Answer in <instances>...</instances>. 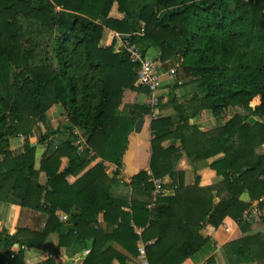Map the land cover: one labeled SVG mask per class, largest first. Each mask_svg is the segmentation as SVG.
Returning <instances> with one entry per match:
<instances>
[{
  "label": "trees",
  "instance_id": "obj_1",
  "mask_svg": "<svg viewBox=\"0 0 264 264\" xmlns=\"http://www.w3.org/2000/svg\"><path fill=\"white\" fill-rule=\"evenodd\" d=\"M113 4L119 19L108 16ZM140 22L142 34L132 40L142 56L176 63L181 75L194 77L200 95L189 112L174 97L167 101L175 123L159 116L160 105L151 109L148 171L123 183L117 175L126 135L135 117L150 108L133 104L138 112L130 111L132 116L116 113L124 89H145L134 84L135 65L113 33L105 43L101 33L103 27L134 31ZM53 104L62 109L67 137L57 144L47 140L49 133L37 137L38 143L48 142L35 170L28 137L37 123L44 125ZM230 107L241 112L221 120ZM202 109L217 120L207 131L188 122ZM72 129L84 138L80 152ZM18 135L22 151L13 154L8 139ZM166 140L171 142L163 146ZM181 155L190 164L210 159L201 169L219 181L199 185L200 169L194 168L193 182L185 184L182 172L173 171ZM103 161L114 165L110 175ZM39 171L43 184L36 180ZM164 175L172 178L173 193L156 197L150 208L149 199H133L124 211L110 197V188L120 184L149 196L148 179ZM242 193L256 201L257 211L264 208V0H149L134 15L126 0H0V206L47 215L40 230H10L5 219L0 264H55L38 253L55 230L58 246L89 241L80 264H128L137 241L145 243L148 264H180L208 242L200 232L204 226L213 235L222 223L221 231L235 225L241 233L222 244L226 264L264 262V231L243 234L250 224L243 217L249 203L239 199ZM100 212L103 224L96 221ZM205 263L213 264V258Z\"/></svg>",
  "mask_w": 264,
  "mask_h": 264
},
{
  "label": "crops",
  "instance_id": "obj_2",
  "mask_svg": "<svg viewBox=\"0 0 264 264\" xmlns=\"http://www.w3.org/2000/svg\"><path fill=\"white\" fill-rule=\"evenodd\" d=\"M129 8V2L131 0H126ZM149 1V0H148ZM147 1V2H148ZM145 2V3H147ZM138 7L136 8L137 11ZM108 16L112 18L119 19L122 17V13L116 10L115 4H113L108 12ZM116 31H112L106 27H103L101 33V42L105 43L111 33H115ZM119 33V32H118ZM156 72L158 74L159 80L161 85V95H160V105L158 109L159 116L162 117H169L172 123H175L177 120L176 113L169 107L166 103L169 100L168 98H173L177 96V92L181 89L176 87L172 89V84L174 82L180 87V78H186V76L181 75V73L176 71L177 64L172 61H164V62H153ZM174 69L173 77L170 75L169 70ZM176 75V76H175ZM176 79V80H175ZM134 84H136L134 82ZM137 85V84H136ZM196 86V85H195ZM182 88V87H181ZM183 89V88H182ZM184 90V89H183ZM182 91V90H181ZM147 98L145 91H132L129 89H124L121 95L120 104L116 109V113L119 115L124 116H132L129 112H138L137 109L133 110L131 105L137 104L138 106H146ZM179 103V100L177 101ZM62 109L59 104H53L46 112H45V122L44 125L37 123L36 127L34 128L32 135L28 137V142L34 146V156H33V169L37 170L39 166V161L43 152L45 151V144L46 142H50L51 144H57L59 141L63 140L66 132L62 131V127H55L54 132L49 134L47 140H44L42 143H38L37 137L41 134L49 133L46 132L48 126L52 128L51 125L56 126L58 121L57 118L59 114H61ZM129 113V114H128ZM208 110L202 109L200 110L197 115L192 116L188 119L190 124H195L201 131H207L212 129L216 124L217 120L213 118L210 113L208 116ZM54 114V115H53ZM58 114V115H57ZM57 116V117H56ZM142 118V124L137 131L131 129L126 135V143L125 147L121 154V167L117 178L120 182L127 183L129 182L130 178L136 174L139 170H146L148 171V161L150 156V149H149V139H150V131H149V119L148 113L142 116H137L136 118ZM134 119V121H135ZM133 121V122H134ZM133 125V123H132ZM58 129V131H55ZM53 138V140H52ZM171 140H166L162 143L163 146L168 145ZM22 143L23 137L22 136H15L10 137L8 139V148L11 153L18 154L22 151ZM175 146H178V140H175L173 143ZM217 157V156H216ZM210 159H206L205 161L196 162L195 164H201L196 168H199V173L201 174V178L199 180V185H206L214 183L217 176H214L211 172H208L204 168L206 163H208ZM62 164H65V160H62ZM104 166V172L107 175H110L111 171H113V165L107 161L102 162ZM193 164V163H192ZM188 163L184 155H181L179 159L173 165V171H179L183 174V181L185 184H191L193 182V174L191 169V165ZM164 181V185L166 188L171 187V183H173L172 178L168 175H164L160 178ZM39 184H43L45 181V176L43 172L39 171L36 178ZM162 181V182H163ZM129 189V190H128ZM110 197L118 204H120L121 209L124 211L128 210L129 202L131 200H140V201H147L149 199L148 195H143L138 191H132L128 186L126 189L123 185H114L109 190ZM239 199L243 202H248L249 206L244 210L243 217L245 220L249 221V229L246 233L243 234H252V233H260L264 231V225L262 224V228L253 229L254 222L261 221L260 217L264 220V208L257 211L255 204L256 201H250L245 193H242L239 196ZM256 210V215L252 217L251 211ZM67 218L66 216H59V220L63 221V219ZM47 218V215L41 211L32 210L26 207H20L16 204L10 203H2L0 206V225L4 223L5 219L9 224V229L17 228V227H25L31 230H40ZM63 218V219H62ZM253 218V220H252ZM252 220V221H251ZM96 221L103 224L101 220V212L96 215ZM226 224L222 223L220 228L213 234L212 229L210 226H204L201 229V233L203 235L209 236L208 242L205 244L207 247L202 250V253L199 254L200 256H196L195 252L189 258H185L180 264H206L205 260L211 256L213 258V264H226L223 252L221 250L222 244L226 241L235 239L241 235L240 231L238 230L237 226L233 225L231 228L227 229V231H221V228L225 227ZM109 226L105 228V230H109ZM133 230L140 231L139 227L133 226ZM58 230L50 233L42 243V245L38 249V253L41 255V259L46 258H53L55 264H80L87 254L89 250V241H86V246L78 247L76 244H72L70 246H58ZM138 242V241H137ZM137 244V243H136ZM204 245V246H205ZM111 246L116 250L122 251L117 244L111 243ZM203 246V247H204ZM123 252V251H122ZM112 264H117L115 260H112ZM128 264H137L135 260V256L131 259L129 258ZM238 264H264V262H240Z\"/></svg>",
  "mask_w": 264,
  "mask_h": 264
},
{
  "label": "built area",
  "instance_id": "obj_3",
  "mask_svg": "<svg viewBox=\"0 0 264 264\" xmlns=\"http://www.w3.org/2000/svg\"><path fill=\"white\" fill-rule=\"evenodd\" d=\"M142 30L143 26L140 25L137 30L126 33L115 32L113 33V36L119 50L124 53L130 63L135 65V83L145 89L147 98L146 107L150 108V111L148 112V119L150 120L155 118L151 109L158 106V103L160 102L161 86L154 63L142 56L140 46L132 40L133 36L141 35ZM169 73L173 77L174 69H170ZM71 134L73 136L72 144L76 147L77 152H80L83 149L84 138L76 129H72ZM148 181L152 183V189L149 194V201L146 204L147 208L152 206L156 197L171 195L175 188V185L166 188V186H163L164 184L161 182L160 178H149ZM251 214L252 216L256 215V210H252ZM134 232L136 234L139 233L138 230H135ZM144 245L145 243L141 241H138L136 244L135 260L137 264H148L145 258Z\"/></svg>",
  "mask_w": 264,
  "mask_h": 264
},
{
  "label": "rangeland",
  "instance_id": "obj_4",
  "mask_svg": "<svg viewBox=\"0 0 264 264\" xmlns=\"http://www.w3.org/2000/svg\"><path fill=\"white\" fill-rule=\"evenodd\" d=\"M148 0H131V2H129V8H130V11H131V14L132 15H134L135 13H136V8L138 7H140L141 6V4H144L145 2H147ZM140 25H142L143 26V24L140 22L139 23V26ZM139 28V27H138ZM176 71H178V68L176 67V69H175V74H177L176 73ZM176 76V75H175ZM191 78L192 79H194V77L193 76H191ZM191 78L190 77H186V78H180V87L177 85L176 87H178V88H180L181 90L179 91V92H177V96L175 97L174 96V98L176 99V102L179 100V103L182 105V106H184V108L189 112L190 110H191V107L194 105V104H196L197 103V98H198V96L200 95V90H199V88L197 87V86H195L196 85V83H194L192 80H191ZM160 86L161 87H164V85L162 86L161 85V83H160ZM176 87H173L172 89H174V88H176ZM184 89H182V88ZM168 99H171V97H169ZM169 107H171L170 105H169V103H166ZM239 112H241V108L240 107H230V108H228L227 110H226V112H225V114L223 115V117L221 118V120H225V119H227L229 116H231L233 113H239ZM208 114V116H210L209 115V113H207ZM54 115V114H53ZM58 115V114H57ZM61 114H59V116H58V118H57V121H58V123H57V125L56 126H54V125H51V124H49L50 126H52V128L51 127H49L48 126V129L46 130V132H49V134L51 133L52 134V132H54V128L55 127H63V124H64V120H63V118L60 116ZM57 117V116H56ZM56 131V130H55ZM70 135L72 136V134L70 133ZM67 137V133H66V135H65V137H64V139ZM73 137V136H72ZM52 140H53V138H52ZM198 166H201V164H195V163H193L192 165H191V171H192V174H193V169L194 168H196V167H198ZM113 169H114V165H113ZM112 169V170H113ZM120 170V169H119ZM163 180H161V182H162ZM219 181V178H216L215 179V181H214V183H217ZM163 184H164V181H163ZM123 187L126 189V186L125 185H123ZM129 190V189H128ZM253 217V216H252ZM252 220H253V218H252ZM251 220V221H252ZM256 228H262V224H261V221H256V222H254V225H253V228H252V230L253 229H256ZM205 247H207V245H205L204 247L202 246L198 251H196L197 253L195 254L197 257L198 256H200L199 254H201L202 253V250L203 249H205Z\"/></svg>",
  "mask_w": 264,
  "mask_h": 264
},
{
  "label": "water",
  "instance_id": "obj_5",
  "mask_svg": "<svg viewBox=\"0 0 264 264\" xmlns=\"http://www.w3.org/2000/svg\"><path fill=\"white\" fill-rule=\"evenodd\" d=\"M142 124V118L138 117L135 119L132 125V129L134 131H137L140 128V125Z\"/></svg>",
  "mask_w": 264,
  "mask_h": 264
}]
</instances>
